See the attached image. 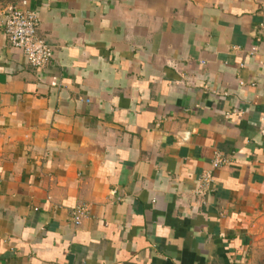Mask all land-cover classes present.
<instances>
[{"label": "crops", "instance_id": "obj_1", "mask_svg": "<svg viewBox=\"0 0 264 264\" xmlns=\"http://www.w3.org/2000/svg\"><path fill=\"white\" fill-rule=\"evenodd\" d=\"M26 1L53 61L0 30V264H264V0Z\"/></svg>", "mask_w": 264, "mask_h": 264}, {"label": "built area", "instance_id": "obj_2", "mask_svg": "<svg viewBox=\"0 0 264 264\" xmlns=\"http://www.w3.org/2000/svg\"><path fill=\"white\" fill-rule=\"evenodd\" d=\"M0 30L7 37L12 47L22 50L28 63L35 69L43 70L53 61L51 47L39 36V21L33 12L27 9L26 0H18L15 4L0 10ZM228 164V160L220 154H215L211 169L200 176V186L196 194L204 198L211 192L216 170ZM84 209L72 212L73 222L80 225L84 216Z\"/></svg>", "mask_w": 264, "mask_h": 264}]
</instances>
